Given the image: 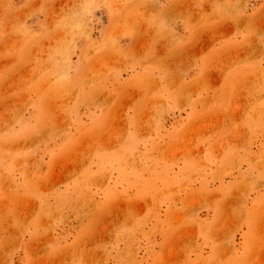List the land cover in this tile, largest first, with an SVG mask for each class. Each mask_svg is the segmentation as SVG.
I'll return each mask as SVG.
<instances>
[{"label":"rangeland","instance_id":"374dc122","mask_svg":"<svg viewBox=\"0 0 264 264\" xmlns=\"http://www.w3.org/2000/svg\"><path fill=\"white\" fill-rule=\"evenodd\" d=\"M0 264H264V0H0Z\"/></svg>","mask_w":264,"mask_h":264},{"label":"bare ground","instance_id":"6f19581e","mask_svg":"<svg viewBox=\"0 0 264 264\" xmlns=\"http://www.w3.org/2000/svg\"><path fill=\"white\" fill-rule=\"evenodd\" d=\"M141 165V164H140ZM205 225V224H204ZM250 241V240H249ZM252 242H253V240H252ZM250 244H252L251 242H250ZM252 247V246H251ZM219 250V249H218Z\"/></svg>","mask_w":264,"mask_h":264}]
</instances>
